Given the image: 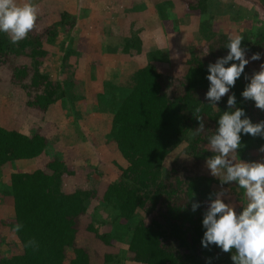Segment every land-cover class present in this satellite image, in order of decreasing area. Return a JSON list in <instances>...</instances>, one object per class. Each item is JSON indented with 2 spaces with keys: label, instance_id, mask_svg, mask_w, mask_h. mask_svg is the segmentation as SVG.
I'll return each instance as SVG.
<instances>
[{
  "label": "trees",
  "instance_id": "obj_1",
  "mask_svg": "<svg viewBox=\"0 0 264 264\" xmlns=\"http://www.w3.org/2000/svg\"><path fill=\"white\" fill-rule=\"evenodd\" d=\"M207 1L197 0L193 8L202 14ZM157 13L161 16L159 7ZM73 25L69 14L62 11L59 20L46 29V41L59 52L58 67L68 74L62 80L56 75L38 72V57L45 54L38 37L29 34L13 45L7 34L0 32V62L10 70L11 83L23 91L25 108L34 119L38 115L37 121L35 119L24 128L25 133L0 127V175L2 167L13 161L42 157L48 162L45 171L36 168L30 172L10 173L0 185L1 201L11 210L9 217H0V264H91L92 256L85 247L77 246L76 234L78 218L87 213L95 198V189L60 191V177L64 171L57 163L64 157L48 155L47 134L41 132L44 127L52 133L60 131L59 122L65 111L62 97L67 98L69 104L66 105L72 117L78 118L77 114L87 109L109 111L100 119L108 123L102 134L103 141L119 156L111 162V174L115 177L110 180L108 174L109 182L94 201L96 203H92L90 220L84 228L107 247L112 243L121 246L116 255L103 254L101 264H121V258L126 259L128 253L129 260L135 264H234L231 252L224 253L215 245L202 246L206 231L202 225L203 215L210 195L215 196L221 182L219 178L197 171L200 163H206L213 155L205 145L217 130L219 117L230 111L228 95L235 94L236 106L244 109L252 123L264 121V110L241 95L250 83L245 77L250 78L260 67L246 65L235 86L216 107L209 104L205 99L210 84L206 79L207 68L227 55L225 45L229 34L211 25L206 29L207 23L200 21L198 29L206 44L203 56H207L201 59L190 51L181 79L159 73L157 67L170 63L165 53L155 51L145 56L143 65L131 64L129 74L114 73L108 81L102 82L100 90L91 89L93 106L86 108L80 103L73 108L72 103L84 99L85 92L83 88L82 95L78 96L76 89L69 90L83 83H74L73 74H69L67 60L74 49L71 43L54 42L57 30L69 32ZM252 37L245 48L249 57L261 54L264 48V31ZM60 46L64 47V53ZM24 50H27L29 65L14 66V58L23 55ZM107 51L124 57L138 54L140 40L133 35L123 41L120 48L114 45ZM257 62L262 63L261 60ZM231 63L239 62L231 61L226 66ZM88 67L89 79L95 81L94 67L91 64ZM62 82L66 85L62 86ZM163 82H167L169 88ZM196 107L201 108L200 115L205 123V131L199 135H194L199 127L194 112ZM88 115L82 116L83 121L96 125L97 121L87 118ZM262 146L264 137L242 133L236 159L252 162L249 152L259 151ZM96 163L104 165L101 159ZM224 187L232 193L243 190L235 183ZM196 202L200 207L193 212L191 204ZM240 211L242 208L238 209ZM100 213L106 216L102 218ZM16 224L23 225L21 231H13ZM100 224L108 226V230L99 232ZM30 238L37 241L38 249L25 247ZM10 241L19 248L7 254Z\"/></svg>",
  "mask_w": 264,
  "mask_h": 264
},
{
  "label": "rangeland",
  "instance_id": "obj_2",
  "mask_svg": "<svg viewBox=\"0 0 264 264\" xmlns=\"http://www.w3.org/2000/svg\"><path fill=\"white\" fill-rule=\"evenodd\" d=\"M196 1L32 0V3L37 6L38 19L34 29L29 34L39 38L45 53L38 57V72L41 75H56L60 80L68 75L63 70L64 68L59 69L58 67L61 62L59 52H56L55 47L46 41V29L59 20L62 11L69 14L74 25L69 32L57 30L54 42L56 44L59 41L64 44H72L70 47L74 50L69 54L67 60V64L70 65L69 74H73L74 83L80 81L83 83L81 87L76 85L70 87L69 90L76 89L75 94L79 96L82 95L83 88L85 89L84 99L74 101L72 103L74 104L73 108H77L80 103L84 104L86 108L93 106L94 99L91 89L100 90L102 82L109 79L108 72L110 70L129 74L131 64L143 65L145 56L155 51L165 53V57L170 63L168 66L165 64V66L157 67L159 73L164 77L171 74L172 77L181 79L187 68L185 62L190 57V51H193L201 59H206L207 56H203L206 51V44L198 29L200 21L207 23L206 29H209L211 25V28L219 32L229 35H242L244 37L241 45L243 48L248 46V42L251 41L254 34L264 31V0L263 2H261L262 0H208L202 14L193 8ZM17 2L23 3L25 0H17ZM158 7L161 16L157 13ZM234 17H237V20H234ZM133 35L140 40V52L138 54L119 57L113 53L110 56V52L107 51L108 48L115 44L120 48L123 41L131 39ZM60 48L63 49L64 53V47L60 46ZM26 53L27 50H24L21 53L23 55L14 58V66L29 65L30 60ZM245 58L249 59L248 66L260 67L261 64H264V48L261 53V64L252 61L247 53ZM89 64L96 68L95 81L89 79ZM65 85L66 82H62V86ZM166 86L170 85L167 83ZM61 102L64 104L62 107L65 111L59 122L61 127L59 133H52L48 127H44L41 132L47 134L46 150L48 155L57 156L59 159L64 157L60 163H57L61 164L64 171L60 177V191L70 193L76 189L87 190L91 187L95 189V198L92 200L87 213L78 218L76 236L77 246L85 247L90 257L92 256L91 264H101L103 254L116 255L121 246L118 243H112L107 247L92 232L84 228L90 220L92 203H96L94 201L98 200L109 182L108 174L110 180L115 177L114 173L111 174V169H113L111 162L119 156L116 152L111 151L103 141L104 135L102 134L107 130L108 123L100 119L107 116L109 111L103 113L87 109L77 114L78 119L71 116V110L66 105L69 104L67 98L62 97ZM24 104L23 91L18 85L11 83L10 70L5 63L0 62V127L7 131L14 130L25 133L27 130L24 128L35 119L37 121L38 115L34 119V115L25 108ZM85 114H89L87 118L96 120V125L84 122L85 119H82V116ZM205 147L209 149V144ZM84 154H86L85 157ZM249 155L253 159L252 162H264V153L260 151H250ZM37 159L19 160L4 165V172L0 175V185L8 179L10 173L30 172L36 168L45 171L48 168V162H45L42 157ZM97 159H101L104 165L100 164L99 166L96 163ZM90 166L97 167L98 170H94ZM197 172L207 176L211 175L206 163H200ZM229 193V198H225L224 202L233 203L238 212V209L243 208L247 202L244 190ZM1 200L2 195H0V217H9L11 214L10 207ZM100 215L102 218L106 216L105 213H100ZM106 230H108V226L100 224L99 232ZM11 241L7 254L15 252L16 248H19L16 247L17 245L14 246L15 243L12 244ZM2 255H5L4 252ZM126 256V259L121 258V264H135L129 260V253Z\"/></svg>",
  "mask_w": 264,
  "mask_h": 264
},
{
  "label": "clouds",
  "instance_id": "obj_3",
  "mask_svg": "<svg viewBox=\"0 0 264 264\" xmlns=\"http://www.w3.org/2000/svg\"><path fill=\"white\" fill-rule=\"evenodd\" d=\"M38 19L37 6L32 0L18 3L17 0H0V32L7 34L10 43L18 44L26 39L34 29ZM242 35H229L227 55L218 58L208 65L206 79L210 82L205 99L216 107L221 98L227 95L237 79L244 73L249 59L245 58L246 49L243 48ZM250 59H261L260 53H254ZM238 61L239 63L229 62ZM245 79H250L242 92L245 100H253L255 106L264 110V64L260 70ZM225 111L218 119V128L209 138V150L213 153L206 160V167L210 174L219 178L220 190L213 199L210 195L207 210L204 212L202 225L204 231L202 246L219 247L224 253L231 252L234 264H264V162H244L236 159V153L241 147V134L253 137H264V121L252 123L246 117L245 111L236 106L235 94L228 95ZM199 127L194 135L205 131L201 108L194 109ZM259 151L264 153V146ZM235 183L244 190L246 204L242 211L237 212L233 203H225L230 193L226 184ZM200 207L198 202L192 203V211ZM22 224H16L13 231L19 232ZM25 247L38 249L35 239L30 238Z\"/></svg>",
  "mask_w": 264,
  "mask_h": 264
},
{
  "label": "crops",
  "instance_id": "obj_4",
  "mask_svg": "<svg viewBox=\"0 0 264 264\" xmlns=\"http://www.w3.org/2000/svg\"><path fill=\"white\" fill-rule=\"evenodd\" d=\"M116 45V44H115ZM114 46V45H113ZM118 47V46H117ZM112 52H110V56H112ZM114 54H117V53H114ZM114 56V55H113ZM121 56V55H120ZM119 56V57H120ZM122 57H124V56H122ZM94 68H95V66H93ZM95 71H96V68H95ZM114 73H117V74H124V73H122V72H120V71H115V70H110L109 72H108V74H109V79L111 78V76H113L114 75ZM124 75H127V74H124ZM117 76V75H116ZM108 79V80H109ZM108 80H106V81H108ZM103 82H105V81H103ZM102 85V84H101ZM101 85H100V87H101ZM38 160V159H37ZM19 161V160H18ZM14 162V161H13ZM8 165V164H7ZM6 166V165H5ZM2 168H5V167H2ZM5 170V169H4ZM4 172V171H3Z\"/></svg>",
  "mask_w": 264,
  "mask_h": 264
}]
</instances>
